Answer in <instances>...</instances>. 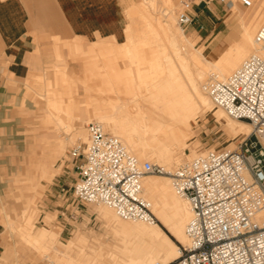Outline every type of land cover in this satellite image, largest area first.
Wrapping results in <instances>:
<instances>
[{
    "label": "bare ground",
    "instance_id": "6f19581e",
    "mask_svg": "<svg viewBox=\"0 0 264 264\" xmlns=\"http://www.w3.org/2000/svg\"><path fill=\"white\" fill-rule=\"evenodd\" d=\"M140 1L144 2L139 0L138 3L140 5ZM149 2V5L153 8L159 3L156 0H149ZM165 2L167 7L164 12V18L154 15L155 13L152 15L150 12L144 11L143 7L146 8L144 3V6H137L138 3L136 2V9L133 14L130 13V18L138 26L139 23L142 24V28L133 30V24L132 26H128L125 30L126 40L124 43L122 42L123 44H117L114 37H107L99 39V42L94 46L97 55H106L108 57L110 55H115V57L116 55L126 56L129 59L130 65H134L136 68L134 72L129 65L125 66L122 63L119 71L113 72L111 71L113 63L103 65L106 67L105 71H108L104 75L106 76L104 81L106 89L104 93L110 94L105 100L108 101L110 107L116 110L108 114L104 112L100 113L98 110L101 107L100 102L103 97L102 95L99 97L91 96L88 89L87 98L95 103L93 109L96 111L94 114V118L97 119L96 121L100 122L106 130L109 128L111 130L110 133L120 138L124 146L135 154L140 161L150 158L154 160L153 162L161 163L168 169H174L181 164V150L187 146L186 139L191 134L192 122H195L198 115L210 112V116L214 117L217 121H221L224 115H227L222 108L216 107L212 103L210 97L204 91L203 85L206 80L210 77L225 79L248 56L260 52V49L255 42V33L257 31L255 27L258 21H255L253 16L246 21L243 20V22H241L240 18L241 23H239L242 27L240 39L235 43L232 42L234 44L231 43L221 54L217 55L216 59L210 60L201 49H193L192 45L187 41L188 38L186 39L183 29L175 26L172 0H165ZM230 8L233 10L237 9L236 0L231 2ZM263 8L264 0H262V3L258 7H255V14ZM248 13L249 10L241 14V17H246ZM134 18L137 19L134 20ZM261 26H264V20L257 28ZM142 36L144 39H141ZM251 45L253 46V51L249 53L248 47ZM93 49L89 50L94 51ZM90 51L87 57L92 62H90V59L87 61L92 65H90L91 68L89 66V70L87 69L88 72L85 74L87 75V82L97 75L92 72L102 64H99L96 60L97 56L95 55L94 57L90 54ZM140 64H146V67L140 69ZM55 76L53 84L49 80L45 82V85L47 84L45 93H39L46 99L49 113L47 121L50 123L54 122L55 128L61 129H64L67 124L64 133L73 129L77 137L84 141L85 133L81 125L82 120L78 117V114L75 115V113H79L80 111L74 113L75 107L72 104V95L67 99L69 104L65 100L67 104L62 105L64 100L61 94L65 93L63 95L67 96V93L64 92L65 90H61V86L74 85L76 83L75 77L71 78L63 71H58ZM41 78L39 80L42 81L43 79ZM84 79V83L82 82L85 85L83 93H85L87 85ZM35 82L38 83V80ZM42 83L39 84L43 86L44 84ZM34 84L33 86H35ZM49 85L52 87L51 91L48 90L50 88ZM56 85H60V87L58 86L60 90L54 88ZM41 86L37 85V87H40L38 89L42 88L44 90ZM48 86L49 88L47 89ZM132 86L134 88H131ZM67 92L70 93L72 91L68 90ZM122 92L130 95L129 98L127 97L129 100L125 95V98H122L120 95V93L123 94ZM112 93L114 95L115 93H119V95L114 97ZM126 99L127 101L132 100L134 104L138 102L141 104V101L143 103L147 102V104L143 106L138 105V110L136 108V113L133 112L135 114H132L127 110L128 105L127 107L124 105V100ZM213 106L216 107V110H214ZM85 108L82 109L84 110ZM87 109H89L88 105L86 111ZM65 110L71 112L70 115H73L72 120L64 118L62 114L65 113ZM81 118L84 120L83 117ZM64 124L65 126H63ZM227 126L233 134H248L251 129L249 123L244 120L227 122ZM65 139V136L61 137L56 144L57 149L61 152L63 151L61 148L63 149ZM229 149L233 148L230 147ZM192 154H196L194 149H192ZM43 171L48 172L47 167ZM162 176L167 177L169 180L149 175L144 176L141 179L143 195L150 202L151 210L156 220L169 230L176 242L171 240L162 230L159 223H156L154 220L149 222L125 220L119 218L111 208L99 204L105 224L109 225L113 235L119 239V245L104 243L103 246H99L92 264H170L172 261L179 259L181 249L177 243L182 245L187 244L188 239L185 229L192 212L188 201L179 196L174 190L171 178L167 175ZM5 217V225L10 227L9 229L11 230L13 222H11L7 215ZM256 219L261 225H264V209L256 215ZM32 229L33 225L30 222L29 216H25L17 228L22 239L35 250L40 258L45 256L52 261L56 259L59 264H88L90 258H87L83 262L80 257L83 253V240L81 238H71L69 240L68 246L70 248L69 251L64 250L66 259H63L59 258L54 251L53 244L55 243L57 233L42 226L38 235L32 237ZM4 253L3 262L7 264L11 259V254L9 255L6 250Z\"/></svg>",
    "mask_w": 264,
    "mask_h": 264
},
{
    "label": "rangeland",
    "instance_id": "374dc122",
    "mask_svg": "<svg viewBox=\"0 0 264 264\" xmlns=\"http://www.w3.org/2000/svg\"><path fill=\"white\" fill-rule=\"evenodd\" d=\"M142 1H144L143 3L146 6V8L143 7L144 11L150 12L152 15L155 13L154 15L164 18V12L167 7L165 0H156V2L159 3L157 6H154L155 8L149 5V0L148 2L147 0ZM179 1L180 0H172L175 26L183 29L186 39L188 38L187 41H189L193 49H201L205 56L210 60L216 59L217 55L221 54L232 42L235 43L240 39V33L242 31L240 23L243 22V20L246 21L253 16L255 18L254 20L258 21L255 29H258L257 27L260 26L264 20V8L255 14V7H258L260 3H262V0H249V5L243 4L241 0H236L237 9L234 10L230 8L231 5L227 6L225 3H220L219 0H196V4L193 6V13L195 15L194 21L187 27H181L176 21V10ZM230 1L233 2L234 0ZM136 2L138 3L139 0H123V27H125V29L117 39L114 38L117 44H123L125 42V30L128 26H132L133 24V30L142 28V24L139 23L138 26V24L133 23L130 18V13L133 14L136 9ZM143 3L141 2V5L138 3L137 6H144ZM248 10V15L242 18L241 14ZM133 17L135 16L133 15ZM240 18L241 22L239 20ZM136 19L137 18H134V20ZM199 25H202L203 28L200 29ZM99 39L95 42L88 43H82L80 42V39H77L71 46L67 45L66 47L69 50V54L65 60H57L54 64L48 65L44 71L45 76H41L42 78L38 76L33 77L30 83L27 82V84H25V97L31 102V104H27L29 108H23L21 111H18L19 116L17 119H13V117L9 118V124L12 122L14 123L8 125L7 129L9 132L16 129L14 130V133L17 135L18 139H20V142L18 143V151L12 150L13 148H4L5 150L0 149V264H5V262H3V253L5 250L9 255L11 254V259L7 264H59L56 259L55 261H52L45 256L40 258L35 250H33L31 246L22 239L17 228L25 216L30 217V222L33 225L31 232L32 237L38 235L42 226L57 233L53 245L54 251L59 258L66 259L64 250L69 251L70 247L68 245L71 238H81L83 240V253L80 257L83 262H85L87 258H90L88 264H92L99 246H103L104 243L119 245V239L113 235L112 229L109 225L105 224V220L102 217L101 206L93 203L79 202L70 192L71 187L77 180L78 165L81 161L80 157H72L70 151L75 145L87 141L86 124L89 121L97 120L94 118L96 111L93 109V106L95 103L87 98V89L93 97H99L102 95L103 98L101 97L102 99L100 102L101 107L98 110L100 113H112L116 109L110 107L108 101L105 100L110 94L104 93L106 89L104 86L106 76L104 75L106 72L108 73V71H105L106 67L103 65L106 63H113L111 71L115 72L119 71V67L122 66L123 63L125 66L129 65L134 72L136 71L135 66L130 65L129 59L126 56L116 55L115 57V55H110L108 57L106 55H97L94 46L99 42ZM141 39H144V37L142 36ZM74 44L79 46L81 52L76 51ZM89 49H93L94 51H90ZM248 50L249 53L253 51V46H249ZM89 51L94 57L96 55V60L99 64H102L98 69L92 72L97 75L93 77L91 81L87 82V75L85 74H87L89 66L92 65L90 63L92 62L90 58L91 61L89 63L87 61L89 60L87 57ZM61 67H65V70L72 74L71 76L75 77L74 80L76 83L74 85L61 86V90H65L64 92L67 93V96L63 95L65 94L63 92V94H61L64 100L62 105L69 104L67 99L72 95V104H74L75 107L74 113L80 111L79 113H75V115L78 114V117L82 120L81 125L85 133L84 141L77 137L76 132L73 129L68 130L69 132L65 131L64 133L67 124L66 126L64 124V129H61L55 128L54 122L51 121L52 123H50L49 121H46L48 116L47 103L45 97L40 94L45 93V87L47 85H45V82L48 80L54 81L56 78L55 75L58 73L59 69H62ZM145 67L146 64L139 65L140 69ZM83 75L85 76L83 77ZM39 78L43 79L42 81L44 82L42 83ZM35 79L38 80V83L35 82L37 81ZM83 79L86 81L85 84H87L85 93H83L85 87ZM39 83H42L45 86H41ZM33 84L36 87L33 86ZM89 84L90 86H88ZM37 85L43 87L44 90H42V88L39 90L38 88L40 87H37ZM49 86L47 89L49 88L48 90H52L51 85ZM58 86L60 87V85H56L54 88L60 90ZM131 88H134V86ZM66 90H71L72 92L69 93ZM112 95L115 97L116 95H119V93H115V95L112 93ZM120 95L122 98H125V96L126 98H129L130 96L127 93H120ZM85 99L87 100L86 102ZM127 99L124 100V105L125 107L128 105V109H126L132 114L136 113L138 105L143 106L147 104V102L143 103V101H141V104L143 103L142 105L139 104V102L135 103V105L132 100L127 101ZM84 102L88 105L89 109H87V111V105L85 106ZM82 108H85V111ZM136 108L137 110L135 111ZM215 108L216 107H214V110H216ZM66 112L67 111L65 110V113L62 114L64 118L72 120L73 115H70L71 112L69 110L67 113ZM81 117H83L84 120ZM234 120L226 114L221 121H217L214 117L210 116V112L199 114L195 122H192L191 134L186 139L187 146L181 150V163L207 149L235 148L240 140L247 134H233L230 132L227 122ZM73 121H75V119H73ZM107 131L110 132L111 130L107 128ZM69 134L71 137H69ZM63 136H65L66 139L64 140L63 149L61 148L63 151L61 152L57 149L56 144ZM192 149L196 151V154H192ZM6 154H9L10 156H4ZM47 155L48 157H45ZM38 158L44 161L43 166L44 168L47 167L48 172H44L41 167H38L37 169L32 168ZM145 160L154 161L150 158H146ZM162 175L165 174H149V176L156 178H167ZM167 180L169 179L167 178ZM6 215L11 222H13L11 230L9 229L10 227L5 225L4 220ZM3 221L4 223H2ZM154 221L159 223L162 230L171 240L176 242L169 230L160 224L155 216ZM177 245L180 249L184 246L180 243H177ZM176 262L177 259L170 264H176Z\"/></svg>",
    "mask_w": 264,
    "mask_h": 264
},
{
    "label": "built area",
    "instance_id": "2783aa9c",
    "mask_svg": "<svg viewBox=\"0 0 264 264\" xmlns=\"http://www.w3.org/2000/svg\"><path fill=\"white\" fill-rule=\"evenodd\" d=\"M241 2L249 5V0ZM194 4L196 0L179 1V26L194 21ZM255 42L260 52L225 79L210 77L203 85L216 107L249 123V134L235 148L207 149L168 169L140 161L100 122L89 121L87 141L70 151L81 160L71 195L82 203L105 205L119 218L149 222L154 214L141 179L165 174L192 212L185 229L188 241L176 264H264V225L256 219L264 209V26L257 29Z\"/></svg>",
    "mask_w": 264,
    "mask_h": 264
},
{
    "label": "crops",
    "instance_id": "0c3cea01",
    "mask_svg": "<svg viewBox=\"0 0 264 264\" xmlns=\"http://www.w3.org/2000/svg\"><path fill=\"white\" fill-rule=\"evenodd\" d=\"M123 24V0H0L1 150L18 151L16 129L9 132L7 126L14 123L9 124V118L17 119L18 111L31 104L25 97V84L45 76L48 65L65 60L69 54L66 46L73 40L117 39L125 29ZM62 69L59 71L73 77ZM43 162L38 158L32 168L43 170Z\"/></svg>",
    "mask_w": 264,
    "mask_h": 264
}]
</instances>
